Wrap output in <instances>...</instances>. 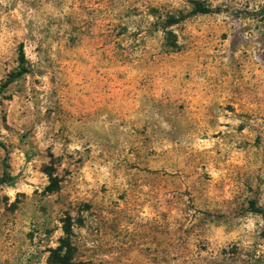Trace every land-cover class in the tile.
I'll use <instances>...</instances> for the list:
<instances>
[{
    "label": "rangeland",
    "instance_id": "rangeland-1",
    "mask_svg": "<svg viewBox=\"0 0 264 264\" xmlns=\"http://www.w3.org/2000/svg\"><path fill=\"white\" fill-rule=\"evenodd\" d=\"M21 44L0 264H264V0H0V88Z\"/></svg>",
    "mask_w": 264,
    "mask_h": 264
},
{
    "label": "trees",
    "instance_id": "trees-1",
    "mask_svg": "<svg viewBox=\"0 0 264 264\" xmlns=\"http://www.w3.org/2000/svg\"><path fill=\"white\" fill-rule=\"evenodd\" d=\"M201 12L207 13L208 10L203 8V10H201ZM19 59H20L21 67L19 68V70L17 72L12 73L9 76V78L6 80V82L1 86L0 95L9 85H11L16 80L20 79L23 75H25L28 72V70L25 67L26 57H25V53H24V47L22 44L20 46ZM0 145L3 146V144L1 142H0ZM12 180H13V177L7 171H5L3 176L0 178V184H8V183H11ZM58 185H59V182L57 181L56 178H54L53 183H52V187H57ZM252 205H254V204L252 203ZM253 208L256 209L255 210L256 212H259L264 217V210H262L260 208H255V206H253ZM66 233L68 235L70 233V229H66ZM63 243L65 244L64 248L67 249V251H68L70 249L69 242L64 241ZM54 257L55 256H53L51 258V263L52 262L54 263ZM56 259H58V260H57V262H55V264H70L69 253L65 254V256H63V257L57 256Z\"/></svg>",
    "mask_w": 264,
    "mask_h": 264
}]
</instances>
